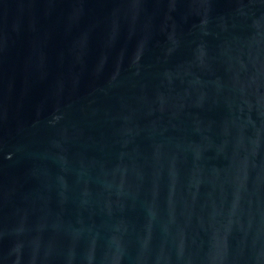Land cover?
<instances>
[{
    "label": "water",
    "instance_id": "1",
    "mask_svg": "<svg viewBox=\"0 0 264 264\" xmlns=\"http://www.w3.org/2000/svg\"><path fill=\"white\" fill-rule=\"evenodd\" d=\"M0 264H264V0H0Z\"/></svg>",
    "mask_w": 264,
    "mask_h": 264
}]
</instances>
